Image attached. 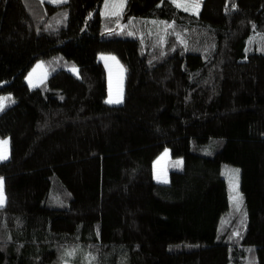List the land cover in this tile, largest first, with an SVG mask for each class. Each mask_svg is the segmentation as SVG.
Returning a JSON list of instances; mask_svg holds the SVG:
<instances>
[{
  "label": "trees",
  "instance_id": "trees-1",
  "mask_svg": "<svg viewBox=\"0 0 264 264\" xmlns=\"http://www.w3.org/2000/svg\"><path fill=\"white\" fill-rule=\"evenodd\" d=\"M104 1L0 0V264H264V0H128L113 23ZM165 150L184 167L158 182Z\"/></svg>",
  "mask_w": 264,
  "mask_h": 264
},
{
  "label": "rangeland",
  "instance_id": "rangeland-1",
  "mask_svg": "<svg viewBox=\"0 0 264 264\" xmlns=\"http://www.w3.org/2000/svg\"><path fill=\"white\" fill-rule=\"evenodd\" d=\"M202 0H177L179 5L185 8H191L198 11ZM128 0H105L103 5V12L105 16L112 17V23L116 17L123 14ZM120 23H116L119 35L123 37L132 36L129 32H123L120 28ZM114 26V24L112 25ZM128 29V28H127ZM128 31V30H127ZM99 59L104 64L107 71L108 94L106 101H113L111 104H119L124 99V85L126 77L125 65L114 55L110 53H102ZM50 75L48 66L44 60H39L26 76V81L31 88H35L45 82ZM14 101L11 94L0 95V112L9 104ZM119 101V102H115ZM110 103V102H108ZM0 162L10 158V139L0 137ZM156 180L158 182H167L169 180V170H181L184 167V159L182 157L173 158L169 150H165L154 163ZM222 175L226 178L228 183L229 201L231 204L238 202L242 198L240 189L239 170L235 166L224 165L222 166ZM237 172V179L231 172ZM238 170V171H237ZM5 203L3 179L0 178V207ZM84 258L88 259L87 254Z\"/></svg>",
  "mask_w": 264,
  "mask_h": 264
},
{
  "label": "snow or ice",
  "instance_id": "snow-or-ice-1",
  "mask_svg": "<svg viewBox=\"0 0 264 264\" xmlns=\"http://www.w3.org/2000/svg\"><path fill=\"white\" fill-rule=\"evenodd\" d=\"M108 102H110V103H111V102H113V101L109 100ZM115 102H119V101H115ZM0 158H3V157H0ZM237 171H238V170H237Z\"/></svg>",
  "mask_w": 264,
  "mask_h": 264
}]
</instances>
